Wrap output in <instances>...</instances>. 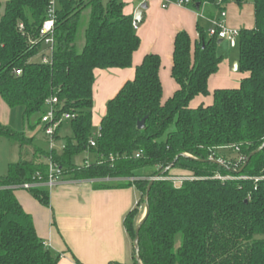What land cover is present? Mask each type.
Wrapping results in <instances>:
<instances>
[{"label": "trees", "instance_id": "1", "mask_svg": "<svg viewBox=\"0 0 264 264\" xmlns=\"http://www.w3.org/2000/svg\"><path fill=\"white\" fill-rule=\"evenodd\" d=\"M190 1L196 11L211 6L220 14L230 4ZM251 2L255 28L240 34L239 71L247 77L238 88L216 90L212 105L192 108L197 98L211 96L209 81L223 58L217 53V35L211 37L199 26L193 45L181 32L175 39L172 69L178 91L163 102L161 59L146 56L134 80L108 102L92 147L96 71L133 67L141 47L134 18L125 15L122 0L106 5L103 0H55L53 53L44 64L48 47L40 31L53 0L0 1V97L12 109L22 107L25 120L38 116L39 124L52 98L58 100L59 117L74 116L66 122L71 135L61 151L36 147L34 159L23 157L0 177V264H59L60 255L39 238L32 216L16 197V192L26 191L50 208L46 188L17 189L47 182L49 162L61 169L65 180H120L121 188L136 187L139 204L124 220L134 242L151 181L181 155L225 164L179 158L171 171L154 181L149 216L140 231L142 263L264 264V180L255 181L264 178V149L241 174L235 173L264 145V0L231 3L242 8ZM86 12L84 46L79 49ZM145 118L146 127L140 131L138 123ZM0 137L17 141L22 152L34 144V138L1 123ZM79 155H94L96 161L88 164L85 159V165L77 166L73 158ZM176 177L192 179L176 186L171 180Z\"/></svg>", "mask_w": 264, "mask_h": 264}, {"label": "crops", "instance_id": "2", "mask_svg": "<svg viewBox=\"0 0 264 264\" xmlns=\"http://www.w3.org/2000/svg\"><path fill=\"white\" fill-rule=\"evenodd\" d=\"M166 1L171 4L165 7ZM178 1L122 0L125 15L134 20L141 6L147 5L136 29L141 47L134 55L132 68L96 71L94 128H100L107 113L108 102L118 95L126 83L134 80L136 68L148 55L154 54L161 59L163 102H167L178 91L179 86L172 77L177 35L186 32L194 45L199 38L198 27L209 31L212 28L211 21L220 18L219 11L211 6L196 11L191 7L178 6ZM226 10L225 24L230 29L242 31L255 28V8L252 2L242 8L230 3ZM223 42L232 49L227 41ZM235 72H239V60L223 58L219 72L209 81L211 96L197 98L191 107L212 105V94L216 90L238 88L247 74L237 75ZM10 109L0 97V123L4 126L10 123ZM65 125L59 130L60 139ZM70 135L69 128L65 130L64 138ZM122 183L120 180L63 179L61 185L49 193L50 208L42 206L26 191L16 192V197L32 216L39 238L60 255L59 264H135L134 242L125 228L124 220L137 207L140 193L134 186L119 187ZM142 209L145 210V206L140 208V212Z\"/></svg>", "mask_w": 264, "mask_h": 264}, {"label": "built area", "instance_id": "3", "mask_svg": "<svg viewBox=\"0 0 264 264\" xmlns=\"http://www.w3.org/2000/svg\"><path fill=\"white\" fill-rule=\"evenodd\" d=\"M228 3H231L233 0H227ZM223 0H218L219 4H223ZM171 3L169 1L165 2V7L170 5ZM180 7L188 8L191 5L190 0H180L176 3ZM227 18V12L224 10L220 14V18L216 20H212V28L209 30V35L211 37L218 36V38L222 41H227L232 49L237 48L238 41L240 38L241 31L230 29L225 24V19ZM55 21H56V5L55 0H53V5L50 8L48 12V19L44 23L41 31H40V37L41 40L44 42V44L48 47V50L46 52V55L43 57L42 62L44 64H49L51 61L52 53H53V45H54V29H55ZM138 23L134 22V27L138 28ZM23 28V27H21ZM18 75L21 74L19 71L17 73ZM47 111L44 117L42 118L41 124L43 125V132L44 135L48 139L49 143V150H55V143H56V133L61 127L62 124L71 121L74 119L73 115L70 114H63L61 117L58 115L57 105L58 100L56 98H52L47 101ZM100 136V131L98 136L93 138L91 140V146H96V140ZM222 164H225V162L220 161ZM244 162V158L240 159V163ZM63 175L61 169L56 166L53 162H49V177L48 181L45 183H38V184H25L23 186L17 187V189L21 190H31L39 187L46 188L49 192H52L56 188H58L61 185V182L63 181ZM192 178L189 177H176L172 178L171 180L175 182L176 186H180L183 184V182L191 180ZM219 180H225L224 178L218 177ZM261 180H264V178H256L255 181L259 182ZM3 188L0 187V190Z\"/></svg>", "mask_w": 264, "mask_h": 264}, {"label": "rangeland", "instance_id": "4", "mask_svg": "<svg viewBox=\"0 0 264 264\" xmlns=\"http://www.w3.org/2000/svg\"><path fill=\"white\" fill-rule=\"evenodd\" d=\"M1 2L5 3V0H0ZM104 4L106 5L109 0H103ZM88 24V12L86 15H83L82 19V26L78 35V48L81 49L84 46V32L85 28ZM217 53L220 57L227 59H235L239 60L240 50H239V41L238 46L235 49H230L226 42H222L218 45ZM237 75H241L243 73L235 72ZM3 101V100H2ZM9 114L10 123L7 125L9 126L14 132L17 133H24L28 138H34L33 145L25 146L24 152H22L20 144L11 139L2 138L0 137V177H4L9 170V165L18 163L23 157L26 160H32L37 155V148H41L44 150H49V143L47 137L44 135L43 132V125L39 124V117L34 116L30 120L24 119V109L22 107L11 108ZM1 112V111H0ZM32 126V127H31ZM70 128L69 123H66L65 130L67 131ZM65 130L62 129L61 135L62 138L59 141H56L55 148L58 151H61L65 146ZM100 131V128L95 127L93 129V137L96 139ZM226 154H231V151L228 150L225 152ZM234 156V155H233ZM85 159H87V163H93L96 161V157L94 155H79L73 158V163L77 166L85 165ZM140 200V196L138 197ZM139 201L137 203V206ZM144 208V206L142 207ZM145 210L142 209L140 212L141 214L138 217L140 221L144 216Z\"/></svg>", "mask_w": 264, "mask_h": 264}, {"label": "water", "instance_id": "5", "mask_svg": "<svg viewBox=\"0 0 264 264\" xmlns=\"http://www.w3.org/2000/svg\"><path fill=\"white\" fill-rule=\"evenodd\" d=\"M147 9V5L144 4L141 6L140 10L136 13L135 15V21L137 23H140L143 19L142 15H143V12ZM223 41L220 40L219 41V44H221ZM235 69L237 71L238 69V63L235 65ZM146 120L147 118L143 119L141 122L138 123V129L140 131L144 130L145 127H146ZM264 149V145L256 152L252 153L251 156L249 157L248 161L245 163V165L242 167L241 170L239 171H235L236 174H241L244 169L247 167L249 161L251 160V158H253L254 156H256L257 154H259L262 150ZM179 158H189L193 161H197V162H201V163H206V162H212L214 164H217V165H223L221 162L219 161H213V160H210V161H204V160H199V159H196V158H192L188 155H181L179 156L164 172H162L159 176H157L155 179H153L148 187V190H147V195L145 197V214L143 216V218L141 219V221L138 223L137 227H136V232H135V240H134V251H135V260H136V264H143L142 263V260H141V256H140V231L141 229L143 228L148 216H149V212H150V205H149V192H150V189L154 183V181L158 180L160 177L164 176L166 173H168L169 171H171L173 169V167L175 166L177 160Z\"/></svg>", "mask_w": 264, "mask_h": 264}]
</instances>
